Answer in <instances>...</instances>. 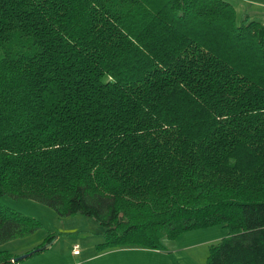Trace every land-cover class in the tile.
<instances>
[{
  "label": "trees",
  "instance_id": "obj_1",
  "mask_svg": "<svg viewBox=\"0 0 264 264\" xmlns=\"http://www.w3.org/2000/svg\"><path fill=\"white\" fill-rule=\"evenodd\" d=\"M6 194L93 217L97 251L224 224L206 264H264V21L227 0H0V245L41 226Z\"/></svg>",
  "mask_w": 264,
  "mask_h": 264
},
{
  "label": "rangeland",
  "instance_id": "obj_2",
  "mask_svg": "<svg viewBox=\"0 0 264 264\" xmlns=\"http://www.w3.org/2000/svg\"><path fill=\"white\" fill-rule=\"evenodd\" d=\"M227 1L235 7L238 17L247 15L250 18L264 21V0ZM2 202L21 212L36 217L41 222V226L34 232L24 237L13 238L0 245V247H5L16 254L24 253L25 251L21 250V252L20 248H23L26 244L34 243L37 245L50 233H54L55 236L61 237L57 240V243H61L62 246L67 247L66 250L69 249V239L71 240L70 245H73V242H78L81 249L91 245L95 248L96 243L102 239V237H88L92 230L101 229L100 224L91 216L81 213L59 216L55 210L47 204L31 198L13 197L8 194L2 197ZM218 236L219 237H214V235L213 237H184L183 235L177 239L164 238L163 241L166 248L163 252L165 254H157L159 256L151 254V264H184L180 259L182 256L188 258L185 264H206L210 244L218 242L221 235ZM204 239L208 240L203 241ZM167 252L174 253V255L168 256L169 254Z\"/></svg>",
  "mask_w": 264,
  "mask_h": 264
},
{
  "label": "crops",
  "instance_id": "obj_3",
  "mask_svg": "<svg viewBox=\"0 0 264 264\" xmlns=\"http://www.w3.org/2000/svg\"><path fill=\"white\" fill-rule=\"evenodd\" d=\"M228 228L224 224H217L202 228H196L186 231L183 235L184 237H221L228 234ZM28 237V236H27ZM52 242L48 244V248L40 253L27 256L23 259L17 261L16 264H151V254L154 256H159L157 254H165L163 250L152 249L146 247L138 246H118L103 251H97L96 248L91 246H85L81 249L79 245V252L75 253L73 251L74 244L78 242H73L70 245L71 240L69 239L68 250L67 247L57 243L61 237L55 236ZM70 237V236H65ZM88 237H102L100 234V229H94L89 233ZM211 239V238H208ZM208 239H204L208 240ZM36 244H26L20 251H29L30 248L34 247ZM21 251V252H22ZM24 252V253H25ZM169 255H174V253H169ZM182 263H186L188 258L181 257Z\"/></svg>",
  "mask_w": 264,
  "mask_h": 264
},
{
  "label": "water",
  "instance_id": "obj_4",
  "mask_svg": "<svg viewBox=\"0 0 264 264\" xmlns=\"http://www.w3.org/2000/svg\"><path fill=\"white\" fill-rule=\"evenodd\" d=\"M29 254H30V251L25 252V253H22V254H19L18 256L15 257V260H19V259H21V258H25V257H27Z\"/></svg>",
  "mask_w": 264,
  "mask_h": 264
},
{
  "label": "built area",
  "instance_id": "obj_5",
  "mask_svg": "<svg viewBox=\"0 0 264 264\" xmlns=\"http://www.w3.org/2000/svg\"><path fill=\"white\" fill-rule=\"evenodd\" d=\"M73 251L75 253H78L79 252V244L78 243L74 244Z\"/></svg>",
  "mask_w": 264,
  "mask_h": 264
}]
</instances>
